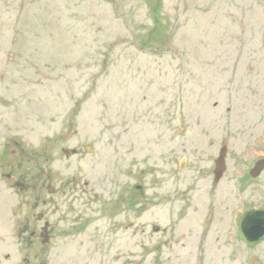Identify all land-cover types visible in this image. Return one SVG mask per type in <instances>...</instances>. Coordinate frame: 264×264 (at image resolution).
Returning <instances> with one entry per match:
<instances>
[{
  "label": "rangeland",
  "instance_id": "374dc122",
  "mask_svg": "<svg viewBox=\"0 0 264 264\" xmlns=\"http://www.w3.org/2000/svg\"><path fill=\"white\" fill-rule=\"evenodd\" d=\"M262 153L264 0H0L1 264H264Z\"/></svg>",
  "mask_w": 264,
  "mask_h": 264
},
{
  "label": "water",
  "instance_id": "95a60500",
  "mask_svg": "<svg viewBox=\"0 0 264 264\" xmlns=\"http://www.w3.org/2000/svg\"><path fill=\"white\" fill-rule=\"evenodd\" d=\"M87 150L92 152V147L87 146ZM68 153L67 151H65ZM227 153L226 144L220 149L219 156L215 161L214 183L218 182L222 177L225 169V157ZM264 169V159L257 160L254 167L251 170V175L255 176L260 170ZM23 187V184H20ZM43 214H39L38 218H41ZM48 225V222L45 223ZM238 229L241 239L248 247H254L258 242L264 240V207L259 209H251L245 211L239 216ZM48 240V233L44 235V240Z\"/></svg>",
  "mask_w": 264,
  "mask_h": 264
},
{
  "label": "flooded vegetation",
  "instance_id": "af4514ba",
  "mask_svg": "<svg viewBox=\"0 0 264 264\" xmlns=\"http://www.w3.org/2000/svg\"><path fill=\"white\" fill-rule=\"evenodd\" d=\"M178 129H181L180 127L178 128ZM87 146H91L92 147V152L91 153H93L94 152V149H93V146H92V144H86V145H84V147H85V152H90V151H88L87 150ZM260 159H264V153H262V155H260L259 157H258V159L257 160H260ZM256 160V161H257ZM184 162L182 163L183 165H181V167L182 166H184L185 165V161L186 160H183ZM263 176H264V169H262V170H260L255 176H252L251 175V170L246 174V173H244L243 174V176H242V178H240L239 179V182H240V184L241 185H243L242 183L244 182V181H246V180H248V183H253L254 184V186L255 187H262V178H263ZM50 186V185H49ZM52 189H49V191L50 192H52L51 191ZM125 200H124V202H125V205L124 206H129V205H131V201H132V197H133V192L128 188V191L127 192H125ZM255 202H258V201H255ZM115 203H116V201L110 206L112 209H114V207H115ZM262 207H264V204H254V203H250V202H248V206H245V208H244V210L243 211H241V213L239 214V216L242 214V213H244L245 211H248V210H251V209H259V208H262ZM45 232H47L46 230H45ZM238 232H239V229H238ZM49 230H48V237H49ZM239 237H240V233H239ZM241 238V237H240ZM242 240V239H241ZM243 241V240H242ZM244 242V241H243ZM260 243V242H259ZM258 243V244H259ZM25 261L27 262V263H29L30 261H29V259L28 258H25ZM2 263V259L0 258V264Z\"/></svg>",
  "mask_w": 264,
  "mask_h": 264
}]
</instances>
